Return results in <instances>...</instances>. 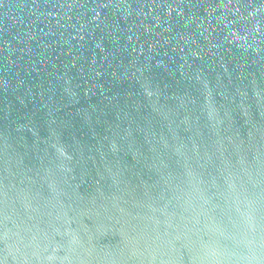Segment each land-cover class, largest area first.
Listing matches in <instances>:
<instances>
[{"label": "water", "instance_id": "obj_1", "mask_svg": "<svg viewBox=\"0 0 264 264\" xmlns=\"http://www.w3.org/2000/svg\"><path fill=\"white\" fill-rule=\"evenodd\" d=\"M0 264H264V0H0Z\"/></svg>", "mask_w": 264, "mask_h": 264}]
</instances>
